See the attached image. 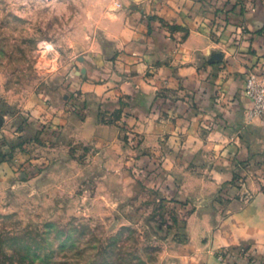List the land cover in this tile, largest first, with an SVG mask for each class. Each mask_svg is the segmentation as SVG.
Masks as SVG:
<instances>
[{"label": "rangeland", "instance_id": "rangeland-1", "mask_svg": "<svg viewBox=\"0 0 264 264\" xmlns=\"http://www.w3.org/2000/svg\"><path fill=\"white\" fill-rule=\"evenodd\" d=\"M177 1L209 12L215 34L262 0ZM156 5L0 0V264H210L211 252L239 264L247 255L245 246L212 247L227 218L264 193V151L200 154L182 135L148 133L149 119L175 120L155 101L179 99L167 89L145 115L132 100L141 92L112 99L92 90L120 88L131 74L117 63L126 33L151 46L159 22L187 38L190 29L157 16ZM96 51L107 65L94 63ZM256 67L264 63L248 71ZM225 119L201 126L232 127ZM254 121L246 113L244 127ZM243 133L228 137L238 146Z\"/></svg>", "mask_w": 264, "mask_h": 264}, {"label": "crops", "instance_id": "crops-1", "mask_svg": "<svg viewBox=\"0 0 264 264\" xmlns=\"http://www.w3.org/2000/svg\"><path fill=\"white\" fill-rule=\"evenodd\" d=\"M188 2L184 5L177 0H159V5L153 8L157 16L190 29L184 41H179L182 32L175 30L171 34L162 29L159 22L154 27L156 42L151 46L140 43L143 36L140 32L126 33V42L130 44L122 48L117 63L131 74L120 88L115 89L109 82L93 85L94 94L113 99L116 94L128 97L126 94L133 90L141 92L138 99L132 100L134 107L145 111L140 112L145 115L153 94L167 89L176 93L180 100L168 99L170 103L165 104L167 99L158 97L155 101L160 109L162 105L169 106V116L175 120L149 119L148 133L169 132L173 142L182 135L189 143V149L200 151V154L231 148L253 153L264 151V116L255 118L256 125L248 129L243 123L252 107V101L244 93L247 72L256 63L258 66L264 63V0L243 16L229 17L227 26L215 34L211 32L213 23L209 21V12L203 15L199 10L187 8ZM138 14L137 11L132 15L133 21L138 22ZM217 55L219 62L215 58ZM92 57L97 65L108 64L99 51ZM154 63L158 64L154 75L144 76ZM182 93H190L186 102L181 100ZM222 118L223 122L227 118L233 128H220L217 123V128L210 132L201 126L207 119ZM239 129L244 132V139L237 143L238 147L228 136L233 135L235 139ZM242 246L248 247V252L238 260L239 264H264V193L256 195L250 204L227 218L212 248L214 251L221 247L236 249ZM207 262L230 264L219 262L212 252L207 256Z\"/></svg>", "mask_w": 264, "mask_h": 264}, {"label": "built area", "instance_id": "built-area-1", "mask_svg": "<svg viewBox=\"0 0 264 264\" xmlns=\"http://www.w3.org/2000/svg\"><path fill=\"white\" fill-rule=\"evenodd\" d=\"M245 95L252 101L247 116L250 119L264 116V69L248 71L244 86Z\"/></svg>", "mask_w": 264, "mask_h": 264}, {"label": "water", "instance_id": "water-1", "mask_svg": "<svg viewBox=\"0 0 264 264\" xmlns=\"http://www.w3.org/2000/svg\"><path fill=\"white\" fill-rule=\"evenodd\" d=\"M215 58H216V59H219V56L217 55V56H215Z\"/></svg>", "mask_w": 264, "mask_h": 264}]
</instances>
